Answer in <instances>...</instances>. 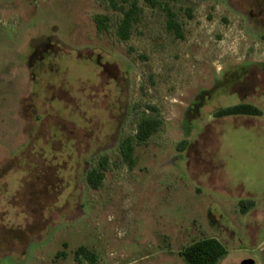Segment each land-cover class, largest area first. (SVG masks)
<instances>
[{"label":"rangeland","instance_id":"rangeland-1","mask_svg":"<svg viewBox=\"0 0 264 264\" xmlns=\"http://www.w3.org/2000/svg\"><path fill=\"white\" fill-rule=\"evenodd\" d=\"M157 1L182 38L145 0L125 42L106 0H0V264H186L204 238L218 264H264V0ZM240 102L261 114L216 117ZM142 119L160 121L146 142Z\"/></svg>","mask_w":264,"mask_h":264},{"label":"trees","instance_id":"trees-1","mask_svg":"<svg viewBox=\"0 0 264 264\" xmlns=\"http://www.w3.org/2000/svg\"><path fill=\"white\" fill-rule=\"evenodd\" d=\"M110 8L120 13V21L116 26L115 36L120 41H128L132 26L140 20L141 9L137 0H106ZM151 8L159 7L166 15L167 29L173 31L177 37L182 35L181 27L176 20L174 12L171 10L169 2L162 4L157 0H145ZM127 4V5H125ZM188 17H191V10L185 11ZM97 29L101 32L108 31V17L106 15H97L95 17ZM264 39V35H263ZM152 108V107H151ZM154 109V108H152ZM260 109L254 105L236 104L234 106L222 108L217 111L216 117L224 116H259ZM160 127V121L157 119H142L137 123L134 139L138 142H146L151 135ZM122 159L130 167L133 165L134 148L131 138H123L120 145ZM107 168V160L103 157L99 164V169H92L87 175L88 184L96 189L103 179V171ZM254 207V202H239V210L245 214ZM179 255L184 259L186 264H218V262L227 255V249L216 238H204L192 242L185 246ZM76 256H83L91 263H95V256L80 247L76 251Z\"/></svg>","mask_w":264,"mask_h":264},{"label":"flooded vegetation","instance_id":"flooded-vegetation-1","mask_svg":"<svg viewBox=\"0 0 264 264\" xmlns=\"http://www.w3.org/2000/svg\"><path fill=\"white\" fill-rule=\"evenodd\" d=\"M172 1H174V0H172ZM145 3H146V1H145ZM146 5L148 6V7H150L147 3H146ZM151 8V7H150ZM181 27V26H180ZM165 28H166V30L168 31V32H171L173 35H174V37H176L177 39H180V38H182V35L180 36V37H177L176 36V34L173 32V31H169L168 29H167V23L165 24ZM104 57H107L106 55H104V54H101V53H99V52H96V55H95V58H96V61H97V69H96V71H95V76H96V78L98 79L99 78V74H101L102 72H103V69L105 68V64L106 63H108V59L107 60H103L104 59ZM108 58V57H107ZM110 82L111 83H113L114 85L116 84V81L114 80V79H111L110 80ZM230 85H232V87L234 88V86L236 85V83H234V82H232V83H230ZM249 90H251L253 93H252V95H254V93H256L257 91H258V88L255 86V85H253L252 87H249L248 88ZM205 91V89H201L200 90V93H203ZM238 96L240 95V92H238V91H234ZM249 93H245L242 97H241V99H248L249 98V95H248ZM258 97V96H257ZM240 98V97H239ZM255 99V98H254ZM238 104H249V105H253V104H251V103H238ZM192 105H196V103H191L190 104V106H192ZM189 106V107H190ZM255 106V105H254ZM150 108V107H149ZM244 199H237V202H240V201H243ZM259 226H261V225H259ZM246 227V226H245ZM220 230V229H219ZM218 229H217V232L219 233L220 231H219ZM260 230H261V228L259 227V229H258V231L254 234V235H252L251 233H247V231H246V233H247V238H248V240L250 241V242H253L255 239H256V237L258 236V234H259V232H260ZM64 244V243H63ZM80 248V247H79ZM78 248V249H79ZM85 248V247H84ZM77 249V250H78ZM86 249V248H85ZM76 250V251H77ZM87 250V249H86ZM88 251V250H87ZM90 252V251H89ZM91 253V252H90ZM92 254V253H91Z\"/></svg>","mask_w":264,"mask_h":264},{"label":"water","instance_id":"water-1","mask_svg":"<svg viewBox=\"0 0 264 264\" xmlns=\"http://www.w3.org/2000/svg\"><path fill=\"white\" fill-rule=\"evenodd\" d=\"M241 264H254V263H251L250 261H248V260H244V261H242V263Z\"/></svg>","mask_w":264,"mask_h":264}]
</instances>
